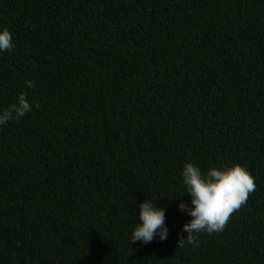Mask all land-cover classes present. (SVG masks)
Segmentation results:
<instances>
[{
	"label": "trees",
	"instance_id": "1",
	"mask_svg": "<svg viewBox=\"0 0 264 264\" xmlns=\"http://www.w3.org/2000/svg\"><path fill=\"white\" fill-rule=\"evenodd\" d=\"M5 28L0 110H32L0 125V264H264V0H0ZM186 162L256 184L198 247ZM148 199L167 239L132 243Z\"/></svg>",
	"mask_w": 264,
	"mask_h": 264
},
{
	"label": "clouds",
	"instance_id": "2",
	"mask_svg": "<svg viewBox=\"0 0 264 264\" xmlns=\"http://www.w3.org/2000/svg\"><path fill=\"white\" fill-rule=\"evenodd\" d=\"M12 39V34L7 28L0 31V51L11 50L14 47ZM27 85L29 88L34 87L30 80ZM27 95L26 92H21L16 103L0 110V125L12 120L19 121L32 110ZM182 176L186 186L185 193L191 196V203L181 202L178 207L189 215L191 220L183 226V232H186L187 236H180L178 247H184L185 241L198 247V234L222 232L232 214L241 209L247 203L249 195L256 191L254 177L240 164L223 168L213 167L203 173L192 162H186ZM138 207L142 223L136 224L132 230V243L142 241L147 244L157 235L161 241L166 240L169 229L165 224V209L157 207L156 203L149 199L139 203Z\"/></svg>",
	"mask_w": 264,
	"mask_h": 264
}]
</instances>
